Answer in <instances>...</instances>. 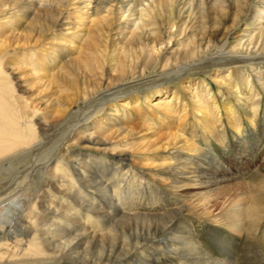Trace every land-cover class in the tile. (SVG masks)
I'll list each match as a JSON object with an SVG mask.
<instances>
[{
    "label": "bare ground",
    "instance_id": "1",
    "mask_svg": "<svg viewBox=\"0 0 264 264\" xmlns=\"http://www.w3.org/2000/svg\"><path fill=\"white\" fill-rule=\"evenodd\" d=\"M76 1L82 14V36H85L82 45L88 51L111 27L114 14L120 15L121 26L117 32L122 36L118 39L125 40L118 44L126 49L140 44L151 34L152 28L146 26L147 17L159 15L161 5L167 9L169 18H178L193 8H200V4L195 6L196 0ZM68 2L0 0V37L6 35L5 40L12 43L27 38L30 43L43 47V40L48 39L45 36L52 31L55 38L53 41L49 38L47 42L62 45L64 37L56 32ZM217 2L213 0L212 3ZM244 3L235 9L234 29L244 21L248 9L246 1ZM174 4L177 12L173 9ZM187 21L176 26L180 35L186 31ZM241 30L235 37L236 45L229 47L224 42L215 51L210 49V40L195 34L187 41L183 57L163 64L157 72L169 77L173 72L180 73L208 61L235 64L225 77H212L220 88L222 108L228 115L226 123L221 114L223 109L214 104L212 90L201 83L192 85V102L205 114L197 118L196 125L192 123L183 129L195 134L200 129L207 146L194 145L195 140L186 137L185 144L189 141L191 149L184 152L183 159L167 165L172 187L191 189L182 192L185 199L179 198L180 201L166 199L156 187L157 183L151 180V175L140 170L134 172L124 156L110 154L112 157L107 159L76 153L77 143L85 144L84 147L105 143L104 138H100L96 131H90L85 122L97 107L95 102L101 93L107 99L100 102L103 105L113 103L118 95L125 93L127 78L113 87L96 91L85 85L62 110L64 118L51 123L38 118L29 101L23 95L14 94L11 84H0V169L10 178H0V264H233L232 260L229 263L209 255L188 228L185 232H177L176 223L186 210L206 221H216V214H211L212 210L207 206L212 192L242 177L240 170L231 167L233 165L226 166L217 158L211 140L224 146L228 139L227 124L231 130L236 129V140H240L245 130L243 119L257 127L261 110L264 120V2L254 10ZM125 33L129 35L125 36ZM4 42L3 45L9 46ZM36 51L34 48L31 52L36 54ZM45 51L48 75L65 80L64 69L74 63L73 58L60 46L54 48L50 45ZM1 59L0 55V80L3 79ZM245 62L252 70L248 77L238 66ZM146 63L148 61L140 63L143 64L139 70L142 76L148 67ZM174 92L170 98L159 97L153 101L158 117L167 123L171 117H176L180 108V97ZM230 98L235 99V103L230 105ZM123 115L128 117L125 113ZM109 116V121L114 124L121 118L116 109ZM180 126L182 124L178 125L177 131L169 133V139L183 141L181 133L185 131L180 132ZM62 131L64 134L60 135ZM245 143L239 145L240 158L237 159L244 163L251 162L253 157ZM242 147L246 151L241 150ZM10 156L27 163L21 174L14 162L5 161ZM258 187L264 189V180ZM246 192L236 195L244 197ZM146 193H150L151 201H144ZM236 195L226 198L220 211L225 210L224 217L236 225L241 226L244 218H249L248 224L252 223L257 219L256 212L240 200L233 204ZM98 197L108 203L98 201ZM161 200L168 201L167 210L162 213V210L147 211L138 207L144 203L145 208H152ZM150 204L153 205L150 207ZM40 234L41 241L38 240ZM164 255L163 261L159 256Z\"/></svg>",
    "mask_w": 264,
    "mask_h": 264
},
{
    "label": "rangeland",
    "instance_id": "2",
    "mask_svg": "<svg viewBox=\"0 0 264 264\" xmlns=\"http://www.w3.org/2000/svg\"><path fill=\"white\" fill-rule=\"evenodd\" d=\"M245 1L248 4V9H246L243 18L244 21L234 29L232 23L235 9L243 6ZM212 2L213 0H196L195 6L198 7L200 4V8L198 10L193 8L190 13H183L178 18H169L167 9L161 5L159 15L147 17L146 26L152 28L151 34L140 44L126 49L118 44L125 40L118 39L122 36L117 32L121 26L120 15L114 14V22L111 27L97 39L95 47L88 51L84 50L82 45V37L85 36H82L81 11L76 0H69L67 5L69 10L67 7V11L64 9L60 27L56 32L60 37H64L65 42L62 45L47 42L49 38H52L50 41L55 38V33L52 31L45 36L48 39L43 40V47L38 43H30L27 38H21V40L12 43L5 40L6 35L3 38L0 37L1 69L3 71V79L0 80V84H11L15 91L14 94L23 95L29 101L32 109L36 111L38 118L41 117L51 123L64 118L62 110L67 108L70 101L81 93L85 85H90L96 91L113 87L121 79L127 78L125 93L118 95L113 103L109 102L105 105L100 104L105 100L101 93L95 102L97 107L85 122V125L90 127V131H96L100 138H104L105 143L90 147H84L85 144L77 143L76 153L86 157L96 155L107 159L112 157L110 154L124 156L127 158L128 167H131L134 172L140 170L151 175V180L157 183L156 187L160 193L165 195L166 199H171L174 202L180 201L179 198L183 200L185 197L182 192L187 193L191 189L173 188L167 165H173L177 160L183 159L186 156L184 152L191 149L192 145L189 144V141L188 144L187 142L185 144L186 137L190 141L195 140L194 145L207 146L200 129L195 130L196 134L192 130L183 129L192 123L196 125L198 119L205 114L196 103L192 102L191 93L194 89L192 85L201 83L203 87L208 86L213 92L214 104H218L222 108L224 104L220 100V88L214 84L212 77H225L226 72L235 64L208 61L196 64L180 73L173 72L169 77L158 75L157 72L163 64L182 58L187 41L195 34L202 39L210 40L212 51H215L224 42L229 47L236 45L235 37L241 33L242 27L249 21L254 10L263 5L264 0H218L216 4ZM173 9L177 12L175 4ZM186 19H188L187 29L180 35L176 26ZM64 27L71 28L64 29ZM128 35L125 33V36ZM3 41L9 46L3 45ZM50 45L54 48L60 46L62 50L64 48V51L74 60L70 67L64 69L67 77L63 81L48 75L49 64L46 63L45 49ZM34 48L37 50L36 54L31 52ZM173 50L175 52L171 54ZM145 61H148L146 63L148 67L145 68V73L142 76L139 74V70L143 64L140 63ZM238 66L248 77L252 71L250 64L245 62ZM173 91H175L176 97H180L178 104L180 108L176 117H171L167 123L158 117L153 101L159 97L170 98ZM165 92H168L167 96H165ZM229 102L231 105L235 103V99L230 98ZM115 109L118 110L121 117L116 124L109 121V113ZM222 109L221 114L224 123H226L227 111L224 110L225 108ZM262 112L261 110L257 127L251 125L246 118L243 119L245 133L243 132V137L240 140H236V129L231 130L228 124V139L224 146L221 147L211 140L217 158L226 166L233 165L231 167L240 170L239 174L242 177L235 178L229 181L226 186L219 187L212 192L207 206L212 210L211 214H216V221L212 222L210 219L206 221L186 210L182 214L181 220L176 223L177 232H185V228H188L209 255L229 263L232 260L233 264H264V189L258 187L259 183L264 180V120ZM123 113L128 117L125 118ZM180 124H182L180 132L185 131L181 133L183 141L169 139V133L177 131ZM63 134L64 131L60 132V135ZM243 143L247 145L248 153L253 155L251 162L247 160L244 163L237 160L240 158L239 145L241 146ZM103 147L104 150H102ZM16 156L7 157L5 161L14 162L19 169L18 173L21 174L27 167V163ZM163 163L165 164L163 165ZM0 171L1 179H10L2 168ZM125 184L127 186V183ZM245 191L247 192L244 197L236 195ZM150 193H146L144 201H151ZM233 195H236L233 204L239 200L240 203L249 204L251 210L256 212V220L248 224L249 218H244L239 226L234 224L231 219L224 217L225 210L220 211L222 202ZM98 201L108 203L107 200L100 197H98ZM166 202L168 201L161 200L154 206L150 204L152 208H145V204L140 203L138 207L147 211L162 210V213L167 210ZM196 206L199 208V203ZM233 214L235 216V212ZM38 240H42L41 234ZM147 253L149 254V251ZM159 258L164 261L165 255L159 256ZM143 259L145 258L143 257ZM173 261L177 262L176 259Z\"/></svg>",
    "mask_w": 264,
    "mask_h": 264
}]
</instances>
